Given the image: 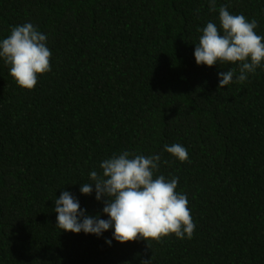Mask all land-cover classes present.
I'll return each mask as SVG.
<instances>
[{
  "label": "trees",
  "instance_id": "obj_1",
  "mask_svg": "<svg viewBox=\"0 0 264 264\" xmlns=\"http://www.w3.org/2000/svg\"><path fill=\"white\" fill-rule=\"evenodd\" d=\"M225 5L264 36V0H216V11L209 0H0V40L32 23L52 52L33 90L0 58V264H264V67L219 89V72L238 66L194 56L198 29L219 27ZM176 143L190 162L165 151ZM123 151L159 155L154 175L178 178L192 239L150 249L117 242L114 228L56 226L63 191L109 218L80 189Z\"/></svg>",
  "mask_w": 264,
  "mask_h": 264
},
{
  "label": "clouds",
  "instance_id": "obj_2",
  "mask_svg": "<svg viewBox=\"0 0 264 264\" xmlns=\"http://www.w3.org/2000/svg\"><path fill=\"white\" fill-rule=\"evenodd\" d=\"M210 11H216V0H209ZM257 21H249L243 14H232L228 7L219 8V27L208 22L198 29L202 32L194 56L197 65L232 64L236 68L219 72V89L234 82L244 83L249 74L264 67V36L255 29ZM52 52L47 36L32 23L13 26L10 35L0 40V58L10 65V75L23 89L33 90L38 78L51 71ZM165 151L181 162H190L187 149L181 144L165 145ZM159 155L144 156L123 151L103 160L101 171L90 172V182L81 185V193L95 191L97 201L104 203L101 219L86 214L70 192L63 191L55 199L56 226L65 232L94 234L97 237L113 229V239L124 244L138 240L162 242L175 235L178 239H192L196 225L188 207L186 194L178 193L177 177L155 176L159 170ZM94 185V188H93ZM111 245L112 240L106 241ZM150 264V260L142 261Z\"/></svg>",
  "mask_w": 264,
  "mask_h": 264
}]
</instances>
